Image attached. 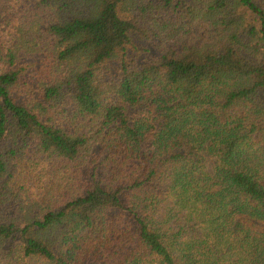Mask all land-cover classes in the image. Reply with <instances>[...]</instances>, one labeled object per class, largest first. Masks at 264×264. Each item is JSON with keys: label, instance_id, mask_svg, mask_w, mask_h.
<instances>
[{"label": "trees", "instance_id": "trees-1", "mask_svg": "<svg viewBox=\"0 0 264 264\" xmlns=\"http://www.w3.org/2000/svg\"><path fill=\"white\" fill-rule=\"evenodd\" d=\"M0 264H264V0H0Z\"/></svg>", "mask_w": 264, "mask_h": 264}]
</instances>
